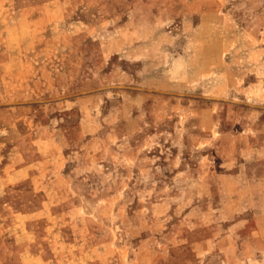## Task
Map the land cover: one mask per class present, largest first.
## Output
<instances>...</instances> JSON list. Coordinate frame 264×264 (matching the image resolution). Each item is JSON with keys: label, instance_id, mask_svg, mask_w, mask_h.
<instances>
[{"label": "rangeland", "instance_id": "obj_1", "mask_svg": "<svg viewBox=\"0 0 264 264\" xmlns=\"http://www.w3.org/2000/svg\"><path fill=\"white\" fill-rule=\"evenodd\" d=\"M0 264H264V0H0Z\"/></svg>", "mask_w": 264, "mask_h": 264}]
</instances>
